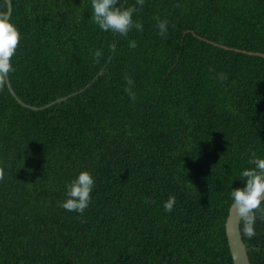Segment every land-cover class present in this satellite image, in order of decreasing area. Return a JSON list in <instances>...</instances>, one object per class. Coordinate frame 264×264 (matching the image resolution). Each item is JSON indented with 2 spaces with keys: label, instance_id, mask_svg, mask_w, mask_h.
Returning <instances> with one entry per match:
<instances>
[{
  "label": "trees",
  "instance_id": "obj_1",
  "mask_svg": "<svg viewBox=\"0 0 264 264\" xmlns=\"http://www.w3.org/2000/svg\"><path fill=\"white\" fill-rule=\"evenodd\" d=\"M10 1L12 90L37 107L68 97L32 110L0 85V264H233L230 191L264 157V57L202 38L264 53V0H145L126 37L99 30L89 0ZM82 170L95 186L79 214L58 201ZM240 229L264 264V219Z\"/></svg>",
  "mask_w": 264,
  "mask_h": 264
},
{
  "label": "clouds",
  "instance_id": "obj_2",
  "mask_svg": "<svg viewBox=\"0 0 264 264\" xmlns=\"http://www.w3.org/2000/svg\"><path fill=\"white\" fill-rule=\"evenodd\" d=\"M91 6L90 20L99 30L111 32L121 37H126L133 28L140 32L143 25L139 20H134L133 15L143 8L145 0H135L134 4L125 6L124 0H89ZM157 35L166 36L168 21L158 19ZM21 34L18 27L12 22L6 8L0 5V85L4 78L15 71L12 62L17 51ZM130 48L136 47L134 40L129 41ZM102 55L100 50L93 52L94 58ZM224 73L218 74V79L224 80ZM128 87L125 91L130 99H135L132 86L134 81L125 77ZM250 167L243 168L239 177L243 182L242 187L232 188L230 191L231 209L243 220V234L249 239L256 235L255 224L257 219H264V157L257 156L255 151L248 154ZM3 172L0 171V178ZM95 186V179L90 171H79L76 176L65 184L64 199L58 201V206L66 211L82 214L91 202V193ZM176 202L174 195H169L163 202L165 212H171Z\"/></svg>",
  "mask_w": 264,
  "mask_h": 264
},
{
  "label": "water",
  "instance_id": "obj_3",
  "mask_svg": "<svg viewBox=\"0 0 264 264\" xmlns=\"http://www.w3.org/2000/svg\"><path fill=\"white\" fill-rule=\"evenodd\" d=\"M6 4H7V11L9 13V15L11 14L12 11V4L10 0H5ZM195 36L196 34L193 33ZM203 40L207 41L208 43H211L215 46H219L220 48L223 49H227V50H234L236 52H242V53H247L250 55H257L260 57H264V53L262 52H256V51H247V50H242V49H238V48H233V47H229L223 44H219L217 42H213L211 40L202 38ZM102 72V70L97 74L100 75ZM5 81H6V85L8 87V89L11 91L12 95L15 97V99L23 106L28 107L32 110H37V109H41V108H45L48 107L54 103L60 102L65 100L68 96H64V97H60L55 99L54 101L49 102L48 104H45L44 106L41 107H37V106H32L29 105L25 102H23L16 94L15 92L12 90L11 84L9 82L8 77H5ZM89 85V83L85 86V88ZM82 89H80L79 91H82ZM76 94L75 92L72 93V95ZM240 222H241V218L238 217L231 209V206H229L228 209V214L226 217V221H225V234H226V238H227V243H228V247H229V251H230V255L233 261V264H251L249 261V257H248V253L246 250V245L242 239V234H241V229H240Z\"/></svg>",
  "mask_w": 264,
  "mask_h": 264
}]
</instances>
